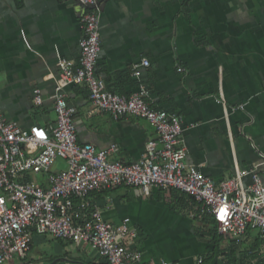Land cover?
Returning a JSON list of instances; mask_svg holds the SVG:
<instances>
[{
    "label": "crops",
    "instance_id": "0c3cea01",
    "mask_svg": "<svg viewBox=\"0 0 264 264\" xmlns=\"http://www.w3.org/2000/svg\"><path fill=\"white\" fill-rule=\"evenodd\" d=\"M103 0L97 67L108 88L131 94L145 86L151 104L183 116L187 160L217 182L257 164L264 180V0ZM76 0H0V111L24 126L56 122L51 99L60 56L80 59L83 10ZM149 58L150 64H141ZM138 73L135 74V65ZM183 67V70L179 68ZM40 87L44 104L33 101ZM78 140L112 159L133 162L157 132L144 117L115 119L97 109L87 85L71 84ZM243 104L244 106H240ZM59 159L55 168L64 166ZM44 181V179L42 180ZM245 181H251L247 175ZM180 189L148 193L122 185L90 194L112 223L129 222L142 252L138 264H264V241L249 228L241 240H217ZM78 200H76L77 202ZM4 264H108L98 247L33 229L30 249Z\"/></svg>",
    "mask_w": 264,
    "mask_h": 264
},
{
    "label": "built area",
    "instance_id": "2783aa9c",
    "mask_svg": "<svg viewBox=\"0 0 264 264\" xmlns=\"http://www.w3.org/2000/svg\"><path fill=\"white\" fill-rule=\"evenodd\" d=\"M76 1L86 5L81 15L80 59L76 63L60 56L58 72L50 70L55 81L51 99L56 122L49 127L24 126L0 111V264L30 249L33 229L77 243L89 242L100 249L108 264H138L142 252L132 248L130 239L137 238L139 230L127 221L110 222L90 199L96 190L122 185L138 186L146 193L154 186L180 189L194 197L199 219L204 214L215 218L220 233L241 240L251 227L264 241V180L257 164L237 168L234 176L217 182L188 162L181 114L153 106L145 86L129 95L108 88L97 67L103 0ZM150 63L149 58L141 61ZM71 84L87 85L94 106L115 119L132 115L150 121L157 136L146 141L141 159L129 163L112 159L118 150L116 142L102 148L79 142L77 106L67 92ZM33 101L46 102L40 87L34 89ZM59 159L65 165L55 168ZM37 174H45L44 181ZM202 261L200 257L196 264ZM144 264L170 262L163 258Z\"/></svg>",
    "mask_w": 264,
    "mask_h": 264
},
{
    "label": "trees",
    "instance_id": "16d2710c",
    "mask_svg": "<svg viewBox=\"0 0 264 264\" xmlns=\"http://www.w3.org/2000/svg\"><path fill=\"white\" fill-rule=\"evenodd\" d=\"M188 3H189V0H186L185 5H187ZM180 198L182 200H184V201H187V202L191 203L192 205L197 204V202L195 201L194 197L191 194L187 193V192L183 191L180 194ZM201 220L206 222V223H208V224H210L209 231L213 232V234L216 235L217 240H219L220 238L223 237V234L218 231L217 225H216V220H215V218L212 215L204 214L203 217L201 218Z\"/></svg>",
    "mask_w": 264,
    "mask_h": 264
},
{
    "label": "rangeland",
    "instance_id": "374dc122",
    "mask_svg": "<svg viewBox=\"0 0 264 264\" xmlns=\"http://www.w3.org/2000/svg\"><path fill=\"white\" fill-rule=\"evenodd\" d=\"M36 177L43 180L46 178V175L45 174H37Z\"/></svg>",
    "mask_w": 264,
    "mask_h": 264
},
{
    "label": "water",
    "instance_id": "95a60500",
    "mask_svg": "<svg viewBox=\"0 0 264 264\" xmlns=\"http://www.w3.org/2000/svg\"><path fill=\"white\" fill-rule=\"evenodd\" d=\"M80 6H81V9H82L83 12H84V11L86 10V5L81 4Z\"/></svg>",
    "mask_w": 264,
    "mask_h": 264
}]
</instances>
